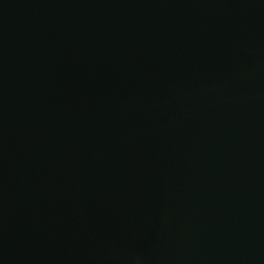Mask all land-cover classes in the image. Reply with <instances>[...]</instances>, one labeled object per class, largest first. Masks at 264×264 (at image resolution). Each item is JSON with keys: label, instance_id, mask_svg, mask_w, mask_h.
Wrapping results in <instances>:
<instances>
[{"label": "water", "instance_id": "water-1", "mask_svg": "<svg viewBox=\"0 0 264 264\" xmlns=\"http://www.w3.org/2000/svg\"><path fill=\"white\" fill-rule=\"evenodd\" d=\"M0 264H264V0H0Z\"/></svg>", "mask_w": 264, "mask_h": 264}]
</instances>
